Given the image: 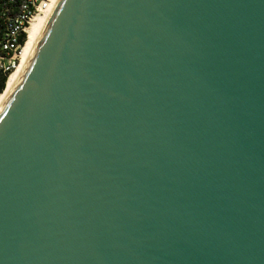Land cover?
Returning a JSON list of instances; mask_svg holds the SVG:
<instances>
[{
    "label": "water",
    "instance_id": "1",
    "mask_svg": "<svg viewBox=\"0 0 264 264\" xmlns=\"http://www.w3.org/2000/svg\"><path fill=\"white\" fill-rule=\"evenodd\" d=\"M0 264H264V0H60L0 110Z\"/></svg>",
    "mask_w": 264,
    "mask_h": 264
},
{
    "label": "built area",
    "instance_id": "2",
    "mask_svg": "<svg viewBox=\"0 0 264 264\" xmlns=\"http://www.w3.org/2000/svg\"><path fill=\"white\" fill-rule=\"evenodd\" d=\"M59 1L0 0V72L7 79L24 59L34 22L49 20Z\"/></svg>",
    "mask_w": 264,
    "mask_h": 264
},
{
    "label": "bare ground",
    "instance_id": "3",
    "mask_svg": "<svg viewBox=\"0 0 264 264\" xmlns=\"http://www.w3.org/2000/svg\"><path fill=\"white\" fill-rule=\"evenodd\" d=\"M50 19L46 18H39L36 22H34L31 30H30V39L27 45L26 54L21 65L14 71L7 79L6 88L2 94H0V110L2 109L3 105L7 101L8 97L12 93L13 89L19 82L20 78L24 74L25 70L27 69L30 60L35 52V49L41 40Z\"/></svg>",
    "mask_w": 264,
    "mask_h": 264
},
{
    "label": "trees",
    "instance_id": "4",
    "mask_svg": "<svg viewBox=\"0 0 264 264\" xmlns=\"http://www.w3.org/2000/svg\"><path fill=\"white\" fill-rule=\"evenodd\" d=\"M7 75L0 72V94H2L6 88Z\"/></svg>",
    "mask_w": 264,
    "mask_h": 264
},
{
    "label": "rangeland",
    "instance_id": "5",
    "mask_svg": "<svg viewBox=\"0 0 264 264\" xmlns=\"http://www.w3.org/2000/svg\"><path fill=\"white\" fill-rule=\"evenodd\" d=\"M7 82V81H6Z\"/></svg>",
    "mask_w": 264,
    "mask_h": 264
}]
</instances>
